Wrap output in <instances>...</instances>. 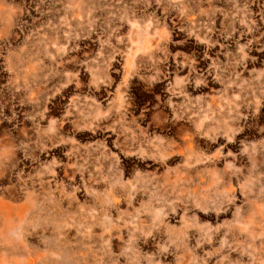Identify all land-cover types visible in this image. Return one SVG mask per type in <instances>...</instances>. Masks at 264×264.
<instances>
[{"label": "rangeland", "instance_id": "rangeland-1", "mask_svg": "<svg viewBox=\"0 0 264 264\" xmlns=\"http://www.w3.org/2000/svg\"><path fill=\"white\" fill-rule=\"evenodd\" d=\"M0 264H264V0H0Z\"/></svg>", "mask_w": 264, "mask_h": 264}]
</instances>
